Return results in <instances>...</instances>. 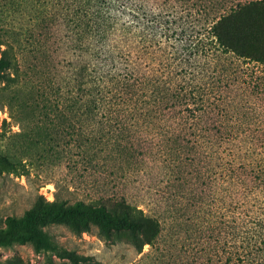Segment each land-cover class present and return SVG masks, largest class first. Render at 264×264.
<instances>
[{
  "label": "rangeland",
  "instance_id": "1",
  "mask_svg": "<svg viewBox=\"0 0 264 264\" xmlns=\"http://www.w3.org/2000/svg\"><path fill=\"white\" fill-rule=\"evenodd\" d=\"M194 1L209 7L207 15L193 13L198 28L238 0ZM261 12L251 21L264 37ZM17 15L14 0H0V43L13 46L23 71L19 79L0 76V264L190 263L191 240L204 235L206 229L199 231V226L208 227L210 194L223 195L221 188L212 193L207 184L205 156L192 160L188 150L180 155L182 149H161L158 135L147 133L148 126L157 129L158 112L144 98L138 103L148 113L137 109L135 118L139 144L135 139L130 148L113 106L96 97L90 118L94 139L91 149H82L74 120L61 116L77 85L56 87L49 81L50 64L35 67V36L15 27ZM198 31L199 51L189 60L206 75L180 76L190 88H204L183 92L191 107V130L204 132L209 146L214 134V148L225 154L236 152L249 165L264 164L258 161L264 155V53L240 54ZM239 33L245 40L247 31ZM213 116L219 118L216 133L209 128ZM129 122L126 115L127 127ZM32 214L41 218L28 223ZM104 215L146 218L131 229ZM35 231L47 235L48 246L30 238Z\"/></svg>",
  "mask_w": 264,
  "mask_h": 264
},
{
  "label": "trees",
  "instance_id": "2",
  "mask_svg": "<svg viewBox=\"0 0 264 264\" xmlns=\"http://www.w3.org/2000/svg\"><path fill=\"white\" fill-rule=\"evenodd\" d=\"M14 8L18 12L15 27L35 36V67L50 64L54 72L49 81L56 87L62 82L77 85L79 91L71 95V106L61 116L74 120L82 149H91L94 139L90 118L96 97L113 106V117L127 130L130 148L135 147V139L139 144L135 118L137 109L148 113L138 103L144 98L158 112L157 129L148 126L147 133L158 135L161 149H182L180 155L188 150L192 160L205 156L207 184L212 193L221 188L223 195L210 194L208 227L199 226V231L206 229L204 235L191 240L193 260L188 264H264V164L249 165L236 152L225 154L214 148V134H209V146L204 132L191 130L187 95L204 88L202 84L190 88L183 76L180 82L183 73L206 75L189 60L199 51L198 30L216 39L220 47L240 54L245 50L264 53V37L255 32L259 25L252 26L251 21L264 10V0H238L201 28L192 15H207L209 7L194 0H14ZM239 30L247 31L245 40ZM22 72L13 46L1 42L0 76L19 79ZM200 108L203 115V105ZM126 115L131 121L128 127ZM215 120L219 118L213 116L209 127L213 133L220 129ZM146 149H151V140ZM104 217L131 229L139 228L146 218ZM40 218L32 214L27 222ZM30 238L38 245H49L42 231Z\"/></svg>",
  "mask_w": 264,
  "mask_h": 264
}]
</instances>
